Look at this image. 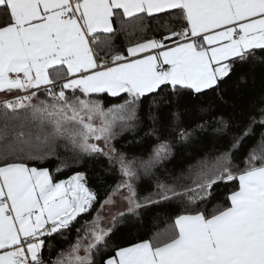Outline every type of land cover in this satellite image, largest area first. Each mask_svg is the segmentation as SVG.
I'll return each mask as SVG.
<instances>
[{
    "label": "snow or ice",
    "instance_id": "snow-or-ice-1",
    "mask_svg": "<svg viewBox=\"0 0 264 264\" xmlns=\"http://www.w3.org/2000/svg\"><path fill=\"white\" fill-rule=\"evenodd\" d=\"M0 264H264V0H0Z\"/></svg>",
    "mask_w": 264,
    "mask_h": 264
},
{
    "label": "trees",
    "instance_id": "trees-1",
    "mask_svg": "<svg viewBox=\"0 0 264 264\" xmlns=\"http://www.w3.org/2000/svg\"><path fill=\"white\" fill-rule=\"evenodd\" d=\"M117 43H120V41L118 40ZM129 139H131V136H130V135L127 136V137H125L123 140H120L119 143L117 144V147H120V148H122V150H123V149H124V146L126 145V143H127V141H128ZM128 151H129V154H130V155L132 154L133 151H135L136 154H139V153H140L139 148H138V147H135V146L133 147V149H129ZM111 182H112V181H110V183H111Z\"/></svg>",
    "mask_w": 264,
    "mask_h": 264
}]
</instances>
